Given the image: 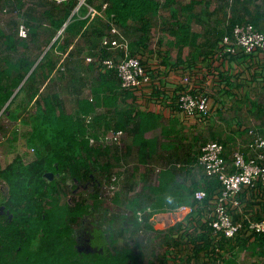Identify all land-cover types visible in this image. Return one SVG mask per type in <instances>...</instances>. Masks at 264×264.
<instances>
[{
	"label": "trees",
	"instance_id": "16d2710c",
	"mask_svg": "<svg viewBox=\"0 0 264 264\" xmlns=\"http://www.w3.org/2000/svg\"><path fill=\"white\" fill-rule=\"evenodd\" d=\"M171 3L166 0L165 5ZM161 5L160 0H0V13L16 15L9 21L12 29L2 28L0 21V131L3 116L15 120L28 114L31 129L25 138L35 149L30 161L17 155L0 165V264H239L243 250L264 260V233L218 238L206 221L221 183L198 164L200 149L195 155L194 145L179 137L160 145L168 155L159 153L157 140L145 137L147 128L159 122L154 120L157 115L121 105V96H132L133 90L122 87L116 70L104 69L108 88L83 70V65L95 66L84 51L99 58L109 55L102 39L112 20L129 40L131 55L151 57ZM91 8L102 13L93 14ZM173 14L169 44L180 52L189 48L187 59L179 56L177 65H192L216 53L198 44L202 34L192 31L190 22ZM258 14V21L264 20V13ZM236 24L232 21L225 33ZM22 25L26 36L20 34ZM66 89L76 93L72 112L66 106ZM262 102L255 107L263 116ZM120 129L127 133L124 149L118 139L109 138ZM170 131L163 136L169 137ZM133 159L137 164L132 171L114 170ZM139 164L145 166L143 172ZM117 182L111 199L120 208L109 215L103 187ZM90 184L87 196L78 193ZM199 189L207 192L202 201L194 197ZM70 193L71 201L66 199ZM184 204L197 208L167 228L155 227L157 213ZM247 207L253 212L252 205Z\"/></svg>",
	"mask_w": 264,
	"mask_h": 264
},
{
	"label": "crops",
	"instance_id": "0c3cea01",
	"mask_svg": "<svg viewBox=\"0 0 264 264\" xmlns=\"http://www.w3.org/2000/svg\"><path fill=\"white\" fill-rule=\"evenodd\" d=\"M160 2L162 5L158 12V24L153 27L154 35L150 43V48L154 52L151 57L147 55L148 53L138 54L152 76L153 83L142 89H132L133 95L125 99L124 95L121 96L120 103L124 108L136 105L143 112L151 111L160 117L155 116V123L158 119L159 122L145 131V137L157 140L158 147L161 144L168 145L171 139L180 137V142L194 145L196 155L206 141L220 140L225 143L226 153L231 154L239 143H246L249 128L256 127L264 133V115H259L260 111L255 107L257 102L262 100L264 105V54L240 52L236 55L220 56L218 49L221 48L223 37L220 38L221 36L217 34L222 33L224 36L232 21H236L237 24L253 22L264 31V20L258 21L259 10L264 13V0H172L171 6L168 7L165 5L166 0ZM173 12H176L175 16L181 21L190 22L192 31L202 34L198 38V44L205 45V50H214L216 53L205 59L201 57L192 65H177L179 56L182 60L187 59L189 48L185 46L180 52L176 46L169 44V40H173L170 28L176 19L173 18ZM157 33L159 39L156 41L154 37ZM160 40L162 44L159 45ZM117 56L120 57L121 54L118 53ZM92 62L95 65L92 69L83 65V70L87 69L85 73L89 74L92 80L108 88L107 80L110 79L103 76L104 68L98 62ZM186 75L192 77L196 89H202L211 98L213 107L211 116L188 117L181 109L176 108L181 91L185 87L183 78ZM102 109L98 107L97 112ZM146 119L148 121L150 117ZM156 126L159 128L156 133L158 135H154V132H157ZM167 129L171 131L169 137L165 138L163 135ZM162 147L158 148V152L168 155L170 152ZM194 154L192 156H195ZM243 203L247 211H249L247 205L250 204L256 215L263 214L264 195L261 197L245 190ZM236 216L242 217L238 213ZM249 258H256L258 264H264L261 255L251 252Z\"/></svg>",
	"mask_w": 264,
	"mask_h": 264
},
{
	"label": "built area",
	"instance_id": "2783aa9c",
	"mask_svg": "<svg viewBox=\"0 0 264 264\" xmlns=\"http://www.w3.org/2000/svg\"><path fill=\"white\" fill-rule=\"evenodd\" d=\"M107 5L108 3H104V8ZM91 11L93 14L102 13L93 8ZM19 31L22 36L27 35L24 25ZM102 43L109 50V55L101 56V58L87 56L88 61L98 62L104 69L116 70L121 85L125 89H142L153 83V78L143 64L141 56L130 54L129 40L113 20ZM240 52L264 54V31L257 29L250 22L235 25L231 33L223 36L218 54L220 56L236 55ZM118 53L121 54L120 57L117 56ZM183 84L185 87L179 97L181 111L188 117L211 116L213 107L207 92L196 89L190 75L183 78ZM122 134L121 129L111 131L109 138L119 140ZM198 164L203 167L206 175L218 178L221 183L220 191L210 201L212 211L208 213L206 219L214 234L218 238L221 235L231 238L239 234L264 233V214L261 217H255L256 212L247 211L243 203L245 190L252 191L261 197L264 195V133L256 127L249 128L246 143H239L231 154L226 153L223 143L208 140L200 147ZM206 196L207 192L204 189H199L194 194L198 201L204 200ZM196 208L197 206L193 204H184L176 210L157 213L153 220L156 221L157 217L163 214L167 219L176 217L180 221ZM236 213L242 217L237 218ZM215 264L223 263L222 260H218ZM239 264H258V260L241 258Z\"/></svg>",
	"mask_w": 264,
	"mask_h": 264
},
{
	"label": "rangeland",
	"instance_id": "374dc122",
	"mask_svg": "<svg viewBox=\"0 0 264 264\" xmlns=\"http://www.w3.org/2000/svg\"><path fill=\"white\" fill-rule=\"evenodd\" d=\"M16 15L11 13V11L8 12H1L0 13V21H1V26L2 28H6V29H12L13 27L10 25L9 21L11 19H13ZM17 20H22V18H17ZM197 24H199L196 21ZM196 26V24H195ZM158 33L156 34V36L154 38H156V41L159 39L158 37ZM48 46H45V48H47ZM33 49L36 51L37 47L33 46ZM22 53L24 52V48H21ZM33 52V51H32ZM86 53L84 56H88L87 51H84L82 53V55ZM33 54V53H31ZM65 100H66V106L68 111L72 112L74 111V107L76 106V103L73 100V97L76 96L75 91H72L70 89H66L65 90ZM89 90L85 89L83 91V94L85 96H88L89 94ZM19 103L22 102L21 97L18 99ZM98 108V107H97ZM18 112H21V108H18ZM29 117L28 114H25V116H21L18 119L15 120H11L8 118V116H3L2 119V123L1 125V131H0V165L5 166L7 163H9L10 161H12V159L17 156V155H21L23 157V159L25 161H30L34 158L35 156V149L28 143V141L25 138V132L27 130L31 129V124L29 123ZM32 121H34L32 119ZM159 127L161 126L160 124L158 125ZM164 128V127H162ZM159 128H157L156 126V131L154 132V135H158L156 133H158ZM105 137V135H104ZM127 137V133L126 131H123V134L121 136V138L119 139V142L117 143V145H119L120 147H122L123 149L126 147V142L125 139ZM136 159H133L132 162L130 160L129 163H120L118 165L115 166V171L118 170H125V169H129L130 171L133 170V166H135L137 163L135 162ZM140 165V169L139 171H144L143 167H145L143 164H139ZM137 178L139 179L140 177V172H137L136 174ZM140 180V179H139ZM154 180V181H153ZM155 182V178L152 177V183ZM143 184V183H141ZM119 183H109L106 184L103 188V198H104V202H103V206L105 208H107L108 210V214H114L115 212H117V210L120 208L119 203L115 202V200H112V195L114 194V192L119 189ZM3 188V184L0 183V190H2ZM92 188V184L88 185V186H81V188L78 190V193L86 195L88 194V192L90 191V189ZM4 189V188H3ZM140 189V188H138ZM67 197V198H66ZM65 198L71 201L72 200V194L70 193L69 195H67ZM90 199V196L88 197ZM91 201V199H90ZM156 217V216H155ZM154 217V218H155ZM153 218V219H154ZM169 219H167L166 217H164V215H159V217H157L156 221H154L155 227L156 228H167L173 224H175L176 222H178V218L176 217H168ZM240 259H247L249 258L248 256H251V251L248 250H243L240 252L239 254ZM215 264V263H214Z\"/></svg>",
	"mask_w": 264,
	"mask_h": 264
},
{
	"label": "water",
	"instance_id": "95a60500",
	"mask_svg": "<svg viewBox=\"0 0 264 264\" xmlns=\"http://www.w3.org/2000/svg\"><path fill=\"white\" fill-rule=\"evenodd\" d=\"M84 1V0H83Z\"/></svg>",
	"mask_w": 264,
	"mask_h": 264
}]
</instances>
